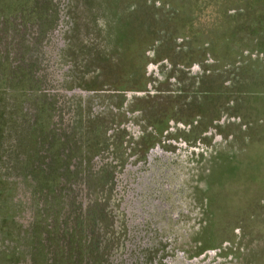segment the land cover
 Here are the masks:
<instances>
[{"label":"rangeland","instance_id":"1","mask_svg":"<svg viewBox=\"0 0 264 264\" xmlns=\"http://www.w3.org/2000/svg\"><path fill=\"white\" fill-rule=\"evenodd\" d=\"M5 65L11 86L21 87L23 71L33 70L55 126L79 119L104 126L107 152L91 164L98 170L109 160L104 171L113 176L96 189L103 202L92 203L85 170L76 172L79 158L69 156L85 141L81 128L73 137L59 132L69 162L54 192L40 190L32 172L50 159L26 168V153L6 155L8 215L26 225L37 210L42 222L73 200L83 211L104 207V230L97 220L87 240L101 238L105 264H264L260 4L31 0L0 19ZM32 91L26 88L27 97ZM22 105L32 119L31 102ZM9 142L17 144L13 136ZM1 230L0 264H14L2 259L11 242ZM31 262L24 254L17 264Z\"/></svg>","mask_w":264,"mask_h":264},{"label":"trees","instance_id":"2","mask_svg":"<svg viewBox=\"0 0 264 264\" xmlns=\"http://www.w3.org/2000/svg\"><path fill=\"white\" fill-rule=\"evenodd\" d=\"M30 1L0 0V19L9 17L14 10L25 11ZM254 2L260 4V7L264 9V0H254ZM26 71L22 73L21 87L11 86L12 74L8 72V67L6 65L0 67V199L2 198L0 200V216H2L0 224L2 238L11 242L9 246L11 248L5 253L3 252L2 259L8 255L10 259L6 260L17 264L25 254L30 255L31 264H105L107 252L106 249L100 248L101 238L93 243L92 237L87 240L88 227L96 223L97 220L103 225L102 230H104L106 212L104 207L91 209L87 206L83 211L73 200L67 212L65 210L62 212L65 207V203H63L52 214L44 215L42 222H40V210H37V213L32 216L31 222L26 225L20 222L15 215H8L6 212L4 198L10 189L1 174L2 163L5 162L6 155H14L16 148L19 149V153H26L28 156L25 161L26 168L31 167L35 160L42 162L45 158L50 159V162H43L44 167L35 166L32 172L35 184L40 190L54 192L62 173L58 174L57 172L69 162V160L66 162L64 156L59 152L64 143V139L61 141L62 137L59 132L64 133L66 137L68 134L73 137L79 133L78 128H81L80 137L85 141L76 145L74 152L69 156L76 155L79 158L76 172H81V169L85 170V178H88L86 184L90 190L87 192L90 193V198L96 194L92 203L101 204L103 202L96 197V189L107 184L113 177L110 174L105 175L104 171L105 167L109 165V160L102 162L98 170H94L91 164L95 157L100 155L105 157L107 152L108 142L104 126L101 128L93 119H87V123L79 119L76 126L73 123H68L65 127L55 126L52 120L53 107L40 100L41 85L38 83L36 75L34 77L33 70L29 72L27 69ZM31 81H36V83L28 87L29 83H32ZM26 88L33 90L28 97ZM26 100L31 102L30 107L35 111L32 119L28 117V108L24 110L22 105ZM12 136L16 139L17 144L9 142ZM50 138L52 141L47 144ZM21 145L22 150L19 148ZM149 145L150 143L147 144V147ZM42 149H44V154L40 153ZM39 154L41 157H37ZM64 155L68 157L67 154ZM83 162L86 165L82 168ZM112 166H116V164L114 163ZM98 173H100L99 182L95 187H91V177ZM49 254L50 256H48Z\"/></svg>","mask_w":264,"mask_h":264}]
</instances>
